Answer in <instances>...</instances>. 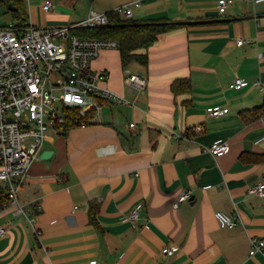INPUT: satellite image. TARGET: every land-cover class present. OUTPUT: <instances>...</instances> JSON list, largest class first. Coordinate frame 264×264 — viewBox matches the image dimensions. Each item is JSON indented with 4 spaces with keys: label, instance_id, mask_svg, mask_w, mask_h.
Returning <instances> with one entry per match:
<instances>
[{
    "label": "crops",
    "instance_id": "1",
    "mask_svg": "<svg viewBox=\"0 0 264 264\" xmlns=\"http://www.w3.org/2000/svg\"><path fill=\"white\" fill-rule=\"evenodd\" d=\"M12 1L0 4V27L71 26L136 0H50L51 10L47 0ZM219 1L140 0L134 7V21L181 26L136 51L145 62L124 66L119 48L92 60L94 71L108 73L102 86L129 104L104 106L67 135L46 132L18 194L28 213L12 205L0 212L8 231L0 235V264H264V255L249 254L250 240L264 238V198L249 192L264 184V162L244 157L264 154V141L256 143L264 112L253 111L264 104V0H229L224 14ZM126 70L147 79L142 91L128 88ZM237 78L248 85L231 89ZM217 105L229 113L210 116ZM215 143L228 145L223 157L208 151ZM45 151L52 155L42 159ZM186 191L191 199L176 208ZM218 212L237 226H226Z\"/></svg>",
    "mask_w": 264,
    "mask_h": 264
},
{
    "label": "built area",
    "instance_id": "2",
    "mask_svg": "<svg viewBox=\"0 0 264 264\" xmlns=\"http://www.w3.org/2000/svg\"><path fill=\"white\" fill-rule=\"evenodd\" d=\"M229 4V0L219 1L221 14L227 11ZM140 5V0L125 3L112 13L132 20L134 7ZM53 7L50 0L44 4L45 10ZM108 24L109 14L92 11L85 20L71 26L42 28L10 22L0 27V212L12 205L18 207L19 212L28 213L19 203V191L26 183L32 163L40 158L46 132L56 128L61 131L65 109H77L79 117L91 122L104 106L129 104L102 86L108 79L107 72H97L91 67L92 60L102 50L118 49V42L81 38L72 33L77 28H101ZM244 43L243 39L237 42L238 46ZM125 82L131 91L137 92L147 85L145 77L131 70L125 71ZM247 85L246 80L237 78L230 88L238 90ZM58 103L62 104V110L57 107ZM92 111L94 115L89 119ZM208 113L219 117L229 113V108L212 106ZM262 141L264 136L256 143ZM227 149L226 143H215L208 151L215 157H223ZM249 192L264 198V184L250 188ZM191 196L190 191L183 192L175 207ZM217 215L230 228L238 224L225 212ZM130 218L133 222L140 218V207L132 211ZM7 232L0 226V235ZM250 243L251 256L264 255V238H252ZM163 253L173 256L175 250L164 248Z\"/></svg>",
    "mask_w": 264,
    "mask_h": 264
},
{
    "label": "trees",
    "instance_id": "3",
    "mask_svg": "<svg viewBox=\"0 0 264 264\" xmlns=\"http://www.w3.org/2000/svg\"><path fill=\"white\" fill-rule=\"evenodd\" d=\"M13 2L12 0H0V4L6 3L8 5ZM16 3L13 2V5ZM18 10H22L18 7ZM181 26L180 23L171 22L169 20H156V21H134L125 20L122 17L109 13V24L101 28H77L72 33L81 38L88 39H108L118 42L119 50L121 53V59L124 66L129 65L134 59L145 62V57L137 55L136 51L140 49L149 48L158 38L161 33L173 30ZM174 84L175 91L178 90ZM180 84L185 87L186 90L190 89L189 81H182ZM182 87V88H183ZM184 90V88H183ZM254 112H264V104L253 110ZM77 109H65V123L60 126L61 133L67 135L68 131L74 127L87 126L90 124L89 120L82 119L78 116ZM94 115L92 111L89 114V119ZM244 157H250L252 162L262 163L264 162V154H249ZM98 200L91 202L90 206V218L91 221H95L96 214L98 212Z\"/></svg>",
    "mask_w": 264,
    "mask_h": 264
},
{
    "label": "water",
    "instance_id": "4",
    "mask_svg": "<svg viewBox=\"0 0 264 264\" xmlns=\"http://www.w3.org/2000/svg\"><path fill=\"white\" fill-rule=\"evenodd\" d=\"M57 107L59 108V109H63V106H62V104H60V103H58L57 104ZM52 155V153L51 152H49V151H45V152H43V154L41 155V158L42 159H47V158H49L50 156ZM191 199V198H190Z\"/></svg>",
    "mask_w": 264,
    "mask_h": 264
},
{
    "label": "rangeland",
    "instance_id": "5",
    "mask_svg": "<svg viewBox=\"0 0 264 264\" xmlns=\"http://www.w3.org/2000/svg\"><path fill=\"white\" fill-rule=\"evenodd\" d=\"M2 15L0 14V24H3V19Z\"/></svg>",
    "mask_w": 264,
    "mask_h": 264
}]
</instances>
